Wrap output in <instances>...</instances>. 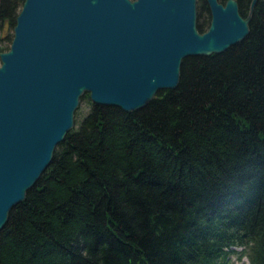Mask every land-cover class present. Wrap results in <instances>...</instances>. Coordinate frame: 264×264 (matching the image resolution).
<instances>
[{
  "label": "trees",
  "instance_id": "1",
  "mask_svg": "<svg viewBox=\"0 0 264 264\" xmlns=\"http://www.w3.org/2000/svg\"><path fill=\"white\" fill-rule=\"evenodd\" d=\"M224 4L226 0H217ZM250 0H236L245 18ZM23 0H0V53ZM196 29H207L197 3ZM5 37V38H4ZM0 230V264H264V0L142 109L93 105Z\"/></svg>",
  "mask_w": 264,
  "mask_h": 264
},
{
  "label": "water",
  "instance_id": "2",
  "mask_svg": "<svg viewBox=\"0 0 264 264\" xmlns=\"http://www.w3.org/2000/svg\"><path fill=\"white\" fill-rule=\"evenodd\" d=\"M23 0L8 50L0 53V230L74 125L79 99L134 112L173 90L184 58L241 42L236 0Z\"/></svg>",
  "mask_w": 264,
  "mask_h": 264
},
{
  "label": "rangeland",
  "instance_id": "3",
  "mask_svg": "<svg viewBox=\"0 0 264 264\" xmlns=\"http://www.w3.org/2000/svg\"><path fill=\"white\" fill-rule=\"evenodd\" d=\"M198 2H199V0L196 1V22L198 21V18H197V3ZM3 46H9V44L7 42H4L3 43ZM88 108H89L88 102L86 101V99H83L81 97L79 99L77 108H76V110H75L74 113L76 114V116L80 117V116L84 115L87 112ZM237 254L234 253V254H232L230 256V259H229L230 264H233V263H237V264H247V260L245 258H243V259H237L238 258V255ZM242 256L245 257V254H242Z\"/></svg>",
  "mask_w": 264,
  "mask_h": 264
}]
</instances>
